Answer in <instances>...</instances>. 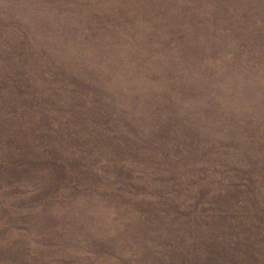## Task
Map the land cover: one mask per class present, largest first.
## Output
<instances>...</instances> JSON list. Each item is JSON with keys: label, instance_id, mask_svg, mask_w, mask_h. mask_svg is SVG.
I'll use <instances>...</instances> for the list:
<instances>
[{"label": "rangeland", "instance_id": "1", "mask_svg": "<svg viewBox=\"0 0 264 264\" xmlns=\"http://www.w3.org/2000/svg\"><path fill=\"white\" fill-rule=\"evenodd\" d=\"M0 264H264V0H0Z\"/></svg>", "mask_w": 264, "mask_h": 264}]
</instances>
